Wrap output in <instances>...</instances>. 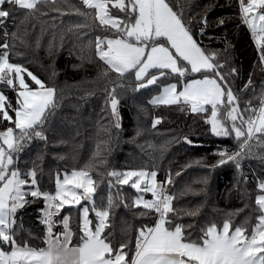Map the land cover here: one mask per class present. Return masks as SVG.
Listing matches in <instances>:
<instances>
[{
	"label": "trees",
	"instance_id": "obj_1",
	"mask_svg": "<svg viewBox=\"0 0 264 264\" xmlns=\"http://www.w3.org/2000/svg\"><path fill=\"white\" fill-rule=\"evenodd\" d=\"M167 3L181 15L205 53L215 56L212 62L218 66L216 71L238 98L241 111L258 108L264 101V50L243 21L240 0ZM5 8L10 16L0 18V45L7 43L8 48H0V54L7 51L11 63L26 69L23 76L31 88L37 85L28 72L56 89V106L37 129L46 139L33 136L15 154L14 166L22 174L35 169L40 189L53 193L58 175L87 168L97 182V203L106 205L107 185L112 178L108 173L153 171L166 185V194L174 197L172 205L177 214H169L170 218L177 224L192 225L188 231L193 236H198L203 227L212 223L220 226L226 220L251 232L260 215L256 199L264 194L259 187L264 183V144L250 141L237 157L239 167L232 160L220 163L227 158L219 155V150L234 154L240 147L235 136L215 135L206 122L209 111L193 113L189 105L151 103L163 85L177 82L175 75L138 88L141 82L132 73L120 77L108 69L96 54L95 40L119 33L98 23L95 10L87 8L82 0H48L38 4L36 10L14 5ZM205 75L214 73L191 74L183 80ZM15 85L18 89L17 82ZM16 89L0 83V92L13 108L18 106ZM112 95L119 101V127L111 110ZM8 111L14 119L15 113ZM8 127L14 125L0 119V131ZM134 192L129 185L119 191ZM26 199L34 202L16 214V239L45 247L46 231L40 222L45 202L31 196ZM114 204L118 209L111 210V227L106 234L111 233L114 247L130 242L125 251L134 250L138 230L154 225L156 214L140 215L145 209L120 197ZM67 215L72 229L78 232L80 206H67L54 219ZM56 231H62V227L58 225ZM75 243L77 236L73 237ZM4 247L8 250L7 245Z\"/></svg>",
	"mask_w": 264,
	"mask_h": 264
},
{
	"label": "snow or ice",
	"instance_id": "obj_2",
	"mask_svg": "<svg viewBox=\"0 0 264 264\" xmlns=\"http://www.w3.org/2000/svg\"><path fill=\"white\" fill-rule=\"evenodd\" d=\"M47 2L0 0V18L10 16L5 5L36 10L38 4ZM82 2L87 8L96 10V18L101 25L119 33L111 38L98 36L95 40L96 54L108 69L120 77L132 73L136 81L141 82L138 88L175 75L177 82L164 86L162 94L155 97L152 104L189 105L193 113L208 112L209 108L205 107L208 105L210 119L206 122L211 125L212 132L225 137L235 134V139L240 142V151L219 153L227 158L220 163L232 160L239 167L237 157L243 154L250 141L264 144V101L258 108L249 107L241 111L238 98L224 82V76L216 71L218 66L212 62L215 56L205 53L183 23L181 15L167 0ZM109 5L124 16H113ZM240 7L244 23L251 29L257 45L264 50V0H240ZM0 48L7 49L8 44H2ZM261 59L264 60V52ZM25 71L22 66L9 61L7 51L0 54V83L16 89L14 81H18L17 107L13 108L0 92V119L14 125L0 131V264H264V195L256 199L260 215L256 217L257 223L251 232L243 225L233 227L232 222L226 220L220 226L212 223L203 227L198 236H193L188 231L192 225L177 224L170 218L169 214H177L172 205L174 197L166 194L163 184L157 183L156 172H110L108 175L114 177L117 184L130 185L138 193H151V200L143 195L134 200L135 207L145 209L140 215L157 214L154 225H145L138 230L134 250L125 251L130 242L114 247L109 239L111 233L106 234V229L111 227L114 199L109 195L106 205L97 203V182L87 168L74 170L62 179L58 175L54 193L42 191L35 169L22 174L14 166L15 154L22 149L26 139L33 136L46 139L37 129L42 128L52 114L50 109L56 106V89L46 86L28 72L27 75L38 86L31 88L22 75ZM207 72L214 73V76L183 80L189 74ZM112 93H115V88ZM110 103L113 115H117L119 101L114 95ZM8 109L15 113L14 119ZM244 112L248 115L245 116ZM228 122H231L230 128ZM259 187L264 191V183ZM29 196L45 202L40 221L46 228L45 247L37 248L16 239V214L26 204L34 202L26 199ZM82 201L86 203L80 208L78 232L72 229L70 216L54 219L66 204L78 206ZM90 212L94 219H90ZM58 225L62 231L54 232ZM74 236H77L75 244ZM5 245L8 250H5Z\"/></svg>",
	"mask_w": 264,
	"mask_h": 264
},
{
	"label": "rangeland",
	"instance_id": "obj_3",
	"mask_svg": "<svg viewBox=\"0 0 264 264\" xmlns=\"http://www.w3.org/2000/svg\"><path fill=\"white\" fill-rule=\"evenodd\" d=\"M95 10V9H94ZM109 10H110V13L113 15V16H116V17H123L124 16V13H120V12H118V10L116 11V13H113V11H114V9L113 8H111V5H109ZM116 10V9H115ZM95 12H96V10H95ZM97 19V18H96ZM97 22L98 23H100L99 22V20L97 19ZM104 27H108V26H104ZM108 28H110V27H108ZM250 29V28H249ZM250 31H251V29H250ZM252 32V31H251ZM117 35H119V34H117ZM116 35V36H117ZM112 37H114V36H112ZM109 38H111V37H109ZM256 41V40H255ZM24 73V72H23ZM23 73H22V75H23ZM191 75V74H190ZM206 76H208V77H213V75H206ZM199 78H203V77H198V78H191V79H188L187 81H191L192 79H199ZM216 79L219 81V78L218 77H216ZM15 82H17L18 83V81H14V83ZM171 83H176V82H170V83H167V84H165V85H163L162 86V89H161V91L158 93V94H156V95H154L153 97H152V99H151V101L155 98V97H157L158 95H161L162 94V91H163V87L164 86H166V85H168V84H171ZM181 88H182V85L180 86ZM36 88H38V86H36ZM36 88H33V89H36ZM158 105H165V104H158ZM206 108H209V114H208V116H209V119H210V106H208V105H206L205 106ZM222 111V110H221ZM115 116V119H116V122L119 124L120 123V113H119V106L117 105V115H114ZM237 123H239V122H237ZM211 126V125H210ZM228 127L230 128L231 127V122H228ZM212 131V130H211ZM232 135L233 136H235V134L234 133H232ZM231 136V135H230ZM227 137H229V136H227ZM25 141H27V139L25 140ZM25 141L23 142V146L25 145ZM238 151H240V147L237 149V152ZM221 152H226V153H229V152H227V151H225L224 149L223 150H219L218 151V153H221ZM243 152H244V150H243ZM226 158V157H225ZM129 171H131V170H129ZM144 171H146V172H149V173H151V172H153V171H147V170H144ZM65 174H71V172H63L62 174H60V178L62 179L63 178V176L65 175ZM91 175V174H90ZM156 179H157V176H156ZM157 181V180H156ZM145 182H147V178H146V181ZM160 182V181H159ZM160 184H163L162 182H160ZM125 186H127V185H121V184H117L116 183V179L114 178V177H112L111 178V180H110V182L108 183V185H107V193H106V197H105V201H106V203H107V198H108V196L109 195H111L112 197H113V199H114V203H115V201L116 200H118V198L120 197L121 199H123V200H125L127 203H132V205L134 206V200L136 199V197L137 196H140V195H143V197L145 198V199H147V200H151L153 197L151 196V193H147V192H145V193H138L137 191H136V189H134L136 192H134V193H128V194H120L119 193V191L123 188V187H125ZM130 186V185H129ZM142 187H143V185H142ZM163 187H164V189L166 190V185H164L163 184ZM97 189H98V187H97V184H96V192H97ZM55 192V191H54ZM53 192V193H54ZM260 195H264V194H260ZM259 196V195H258ZM130 197H131V199H130ZM174 200V199H173ZM83 202V201H82ZM84 203H86V202H84ZM83 203V204H84ZM173 203V202H172ZM83 204H81V207L83 206ZM67 206H71V205H65L64 207H63V209L61 210V211H63V210H65V208L67 207ZM73 207H76V206H73ZM80 207V208H81ZM89 207H91V205H89ZM115 207H117V206H114L113 208L114 209H118V208H115ZM44 208H45V206H44ZM143 208V207H142ZM44 210V209H43ZM60 211V212H61ZM67 212H68V210H67ZM69 213V212H68ZM42 214H43V211H42ZM81 214V213H80ZM68 216V215H67ZM156 218H157V215H156ZM90 219H94V214H92L91 215V212H90ZM44 225V224H43ZM44 227H45V225H44ZM45 231H46V228H45Z\"/></svg>",
	"mask_w": 264,
	"mask_h": 264
},
{
	"label": "crops",
	"instance_id": "obj_4",
	"mask_svg": "<svg viewBox=\"0 0 264 264\" xmlns=\"http://www.w3.org/2000/svg\"><path fill=\"white\" fill-rule=\"evenodd\" d=\"M252 33V32H251ZM255 39V38H254ZM257 44V43H256ZM259 47V46H258ZM196 74H198V73H196ZM189 76H190V74H189ZM196 78H198V77H196ZM157 180V183H160L159 181H158V179H156ZM153 199V198H152ZM84 202H82V204H83ZM80 207H81V205H79Z\"/></svg>",
	"mask_w": 264,
	"mask_h": 264
},
{
	"label": "built area",
	"instance_id": "obj_5",
	"mask_svg": "<svg viewBox=\"0 0 264 264\" xmlns=\"http://www.w3.org/2000/svg\"><path fill=\"white\" fill-rule=\"evenodd\" d=\"M157 215V214H156Z\"/></svg>",
	"mask_w": 264,
	"mask_h": 264
}]
</instances>
